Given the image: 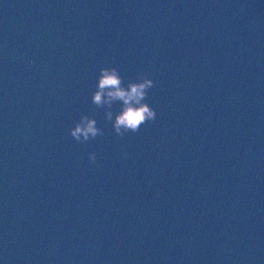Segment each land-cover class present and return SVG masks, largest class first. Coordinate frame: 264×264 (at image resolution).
<instances>
[{
  "label": "water",
  "instance_id": "1",
  "mask_svg": "<svg viewBox=\"0 0 264 264\" xmlns=\"http://www.w3.org/2000/svg\"><path fill=\"white\" fill-rule=\"evenodd\" d=\"M113 66L155 82L123 138ZM0 264H264V0H0Z\"/></svg>",
  "mask_w": 264,
  "mask_h": 264
},
{
  "label": "clouds",
  "instance_id": "2",
  "mask_svg": "<svg viewBox=\"0 0 264 264\" xmlns=\"http://www.w3.org/2000/svg\"><path fill=\"white\" fill-rule=\"evenodd\" d=\"M154 85V80L144 74L136 81L130 80L125 85L117 67H101L92 103L98 108L106 109V119L112 121L115 133L123 138L130 132L138 133L148 122L156 121V110L145 102L149 90ZM115 103H120L121 107L114 116L112 108ZM70 135L76 142L85 143L102 136L103 129L97 126L95 118L83 115L71 129ZM123 156L126 158L127 153L123 152ZM89 159L95 164L96 154L90 153Z\"/></svg>",
  "mask_w": 264,
  "mask_h": 264
}]
</instances>
